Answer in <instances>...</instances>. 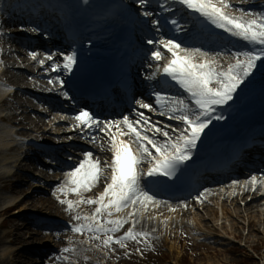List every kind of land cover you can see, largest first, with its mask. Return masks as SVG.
Instances as JSON below:
<instances>
[{"label":"snow or ice","instance_id":"obj_1","mask_svg":"<svg viewBox=\"0 0 264 264\" xmlns=\"http://www.w3.org/2000/svg\"><path fill=\"white\" fill-rule=\"evenodd\" d=\"M172 2L198 14L216 28L252 47L247 51L233 52V62L225 70L217 63L216 56L201 48L182 46L172 38L158 42L147 40V44L153 46L150 51L151 60L159 62L165 58V53L170 54V58L162 66L165 82L171 80L187 93L188 102L177 97L166 99L160 92L155 93L157 106L161 109L159 114H167L169 120L178 121L182 128L167 131V125L161 128L150 123L142 112L135 113L138 117L136 120H131L128 116H124L122 120H100L95 114L83 109L73 117L78 127L95 129L108 136L112 153L110 160L103 162L93 159L91 152L85 153V160L66 172L64 183L57 188L61 195L74 194L78 197L75 201L62 199L60 203L66 204V211L75 222L70 225V231L80 236L87 235L88 239L81 241L82 243L98 242L96 246L104 250H111L113 245L126 249L130 241L137 245L143 243L146 248L152 247L149 233L136 230L140 223L138 216L143 215L142 209H146L149 203H156L155 196L148 190V184L158 183L159 177H174L192 159L193 151L212 122L224 119L222 114H217V109L228 106L257 67L264 64V13L235 8L229 0ZM84 3L87 4L88 0H84ZM138 4L142 9L140 15L145 18L153 16V12L148 10L150 0H138ZM160 7L172 10L171 5L165 3H161ZM170 22L173 26L178 25L176 19ZM150 23L156 26L159 21L151 20ZM3 35L0 29V37ZM28 55L37 60L39 53L31 51ZM54 55L46 54L38 63L43 67L45 60L53 61ZM60 55L63 71L71 73L78 63L77 53L72 51ZM50 69L57 72L61 69V64L53 62ZM156 74L152 73L149 78H154ZM48 83L53 84L54 81L50 79ZM59 83L63 88L65 82L60 80ZM64 95L67 97L68 93L65 92ZM136 103L141 109L154 111L152 105L142 99L136 100ZM149 131L153 135L149 136ZM129 135L133 137L135 148L120 138ZM157 135L164 139H157ZM91 139L94 141L95 137ZM102 176L105 180L103 190L95 198L86 199L84 193L91 192ZM146 177L151 179L145 181ZM250 183L252 190H255L257 177L252 176ZM81 205H94L95 208L90 215H82L78 211ZM129 209L131 211H127ZM125 211L126 216L119 215ZM128 224L131 226L123 235H116ZM137 251L140 249L137 248ZM62 252L71 253L75 249L65 247Z\"/></svg>","mask_w":264,"mask_h":264},{"label":"bare ground","instance_id":"obj_2","mask_svg":"<svg viewBox=\"0 0 264 264\" xmlns=\"http://www.w3.org/2000/svg\"><path fill=\"white\" fill-rule=\"evenodd\" d=\"M233 1L235 2L236 0ZM229 3L233 5L231 2ZM238 51H242V49L239 48ZM217 58L219 59L218 62L223 64L220 58ZM4 59L7 63L27 61L24 56L20 58L15 57L14 53H6ZM222 59L224 60L225 56H223ZM41 68L42 66L36 64H27L19 71H16L19 74H17L16 77L12 76L11 81L15 86L23 88L30 87V90L39 94L42 90L48 88L46 86L48 82L46 81V83H44L31 77L34 75V71ZM263 81L264 76H259L254 83L249 80L245 85L257 87ZM245 89L246 87L243 85L241 89L238 90V102L242 101L241 91ZM48 90L51 89L48 88ZM259 96L262 97L264 101V92H261ZM1 101L0 96V183L11 181L17 184L19 183L18 176L20 175L21 177L19 171L23 169L26 170V166H22L21 164V156L30 152L22 141L23 136H26V133H23L24 131L30 130V132L35 133L33 134L34 137L32 134L28 135L29 138L35 140H39L40 137L48 136V134L51 133L53 137L66 140L65 142H68L70 136H74L75 134L70 133L66 128H58L56 123L59 119L53 120L51 124L44 118L38 116L36 118L31 117L30 114H28L29 109L38 106V103L31 100V98L21 97L17 103H14V106L17 107L16 109L22 111V113L19 114L6 113L2 110ZM246 105L247 104H245V106ZM6 109L7 112H10L12 108L7 107ZM37 110L39 112V109ZM237 112L241 117V120H239L241 123L245 120L247 111L243 109V107H240ZM10 121H13V123ZM14 123L23 125L24 128L21 132L14 131L15 126H20ZM51 125H53L51 128L52 130H48V127ZM103 143V140H101L100 145L96 147L99 157H104L106 155L104 151H107V149ZM27 157H30V154L27 155ZM44 178L45 176L43 175L42 180H44ZM102 181L105 183L104 177ZM261 186L262 183H257L255 189L257 190ZM228 189H232L231 191L233 193V188ZM225 190V188L215 189L213 192L207 193L206 197L198 198L197 201L191 202L189 207H182L175 213L168 212L159 215L161 212H154L156 210L154 209L145 214L143 228L155 229L158 227V229L162 228L161 232H171V235H175L177 228L181 227L182 230H187L188 228L204 236L202 238L210 236V239L213 240V244L218 247L217 249L220 253L222 251L224 252V249H228L229 251V249L234 246V244H230L229 241L234 240V238L237 239L238 232L248 227L249 235L241 242V246H252L255 248L256 246L251 244L252 237H258V235H263L264 237V194L260 196L250 188L244 189V193H241L240 189L234 188L236 194L233 197L222 199ZM9 192L8 195L0 196V217H5V220L0 224V229H7L3 236L9 239L8 243L13 245V248L10 251H8V248L5 250L1 248L0 253L2 252V255L5 254V259L7 261L10 260L12 264H33L32 259L24 258L23 254L24 252L26 253L32 250L28 247L32 245L37 238L33 235V237H30L31 235H26L29 231V226L20 224L14 217L19 213L27 215V213L31 211L59 209L62 208V206L56 204L54 201L48 202L43 196H28L31 190L27 193V198L19 196V194L23 193V190L22 192L17 191V193H15L16 191L12 189L9 190ZM69 196L72 197V195ZM9 206L17 207L16 211L14 213H8ZM158 210L163 211L164 209L161 207ZM69 236L70 234L65 233L56 237L58 246L64 248L65 239ZM166 238L168 239V237ZM45 240L48 242L52 239L46 237ZM218 241H220L221 244L218 243ZM174 243L177 247L179 246L177 240H175ZM0 245L2 246L1 239ZM34 255L39 256L41 254L39 252H34Z\"/></svg>","mask_w":264,"mask_h":264},{"label":"rangeland","instance_id":"obj_3","mask_svg":"<svg viewBox=\"0 0 264 264\" xmlns=\"http://www.w3.org/2000/svg\"><path fill=\"white\" fill-rule=\"evenodd\" d=\"M22 176V175H21ZM20 185L18 183H13L8 181L7 183H0V196L8 195L9 190L21 191L23 193L20 196L25 197L26 193L30 190V186L26 182V178L22 176L18 179ZM24 180V181H22ZM27 190V192H26ZM32 194V193H31ZM5 217H0V223L4 221ZM7 225V224H6ZM9 226V225H7ZM7 229H0V239L2 242L1 248L7 249L10 251L9 247L13 248V245H9V239L4 238V233ZM35 233V232H34ZM36 234V233H35ZM26 235H30L29 232ZM248 235V231L246 229L238 232V235L241 240L245 239ZM172 236L168 239H164L163 242L160 239L156 238L157 250H151L146 255V258L143 259L145 264H257V262L253 261V258H248L250 256V252L242 248L235 249H224V252H220L217 249L218 247H214L212 245L200 244L197 245L198 242L195 240L186 241L187 239H183L180 241L179 246L174 245V240ZM254 241V242H253ZM37 243V240L35 241ZM177 243V242H176ZM251 244L256 246L254 249L261 259L264 258V237L258 235V237H252ZM241 250V252L239 251ZM3 251V250H2ZM0 253V264H12L10 260L5 259V254ZM27 257V256H26ZM24 257V258H26ZM117 264H141L137 260H131V257L121 256L118 257Z\"/></svg>","mask_w":264,"mask_h":264}]
</instances>
